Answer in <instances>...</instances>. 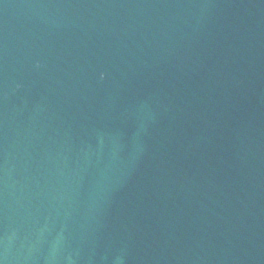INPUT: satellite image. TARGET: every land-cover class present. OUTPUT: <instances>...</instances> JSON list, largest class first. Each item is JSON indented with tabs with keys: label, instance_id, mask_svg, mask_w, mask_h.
Wrapping results in <instances>:
<instances>
[{
	"label": "water",
	"instance_id": "water-1",
	"mask_svg": "<svg viewBox=\"0 0 264 264\" xmlns=\"http://www.w3.org/2000/svg\"><path fill=\"white\" fill-rule=\"evenodd\" d=\"M189 0H0V264H182Z\"/></svg>",
	"mask_w": 264,
	"mask_h": 264
}]
</instances>
